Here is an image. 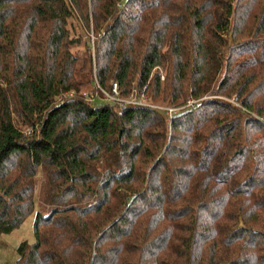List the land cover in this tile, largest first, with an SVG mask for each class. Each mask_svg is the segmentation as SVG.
Returning <instances> with one entry per match:
<instances>
[{
	"label": "trees",
	"instance_id": "16d2710c",
	"mask_svg": "<svg viewBox=\"0 0 264 264\" xmlns=\"http://www.w3.org/2000/svg\"><path fill=\"white\" fill-rule=\"evenodd\" d=\"M36 208L14 264H264V0H0V234Z\"/></svg>",
	"mask_w": 264,
	"mask_h": 264
},
{
	"label": "rangeland",
	"instance_id": "374dc122",
	"mask_svg": "<svg viewBox=\"0 0 264 264\" xmlns=\"http://www.w3.org/2000/svg\"><path fill=\"white\" fill-rule=\"evenodd\" d=\"M159 73H161L160 80H163V73L161 72L160 69H159ZM133 88L135 89V91H137V92H135L137 95L140 94L141 92H143V90H144V87L138 89L137 85H136V82H133ZM138 91H140V92H138ZM118 92H119V90H118ZM143 93L145 95V98L147 99L146 100V104H148L147 108L151 107V108H154V109L157 108L158 110H161L160 106L163 107V108H165V107L167 108L168 107V106H165V104H163V103H159V102H155V101L150 100L146 96V93L145 92H143ZM99 95L101 96L102 99H104L102 93L101 94H96L95 96L100 98ZM127 95H123V96H127ZM209 97L221 98V96L214 95L212 93L209 94ZM223 98L226 99L228 102H230L232 104H235L233 99L226 98V97H223ZM187 104L188 103H186L185 106ZM154 106H158V107H154ZM43 180H44L43 171H42V169H40L38 171V177H37V188L39 190H40V188H42ZM38 206L40 207L39 210H41V212L43 210H45V212H46V210L48 208L47 206H44L43 204H41L40 200L38 201ZM36 212H38L37 208L33 212H31L28 216H26L19 226H17L16 228H14L13 230H11L8 233L0 234V264H14V262H15V260L17 258L16 247L18 246L19 243H21V242H25L27 244L34 243V241H35L34 221H35ZM45 212H42V213H45Z\"/></svg>",
	"mask_w": 264,
	"mask_h": 264
},
{
	"label": "built area",
	"instance_id": "2783aa9c",
	"mask_svg": "<svg viewBox=\"0 0 264 264\" xmlns=\"http://www.w3.org/2000/svg\"><path fill=\"white\" fill-rule=\"evenodd\" d=\"M85 39H87V37H84ZM88 41H90L91 46L93 44V34L92 31L90 30L89 32V38ZM100 92L102 93L104 100H106V102L109 103H113L116 104L118 106H125V105H135V106H140V107H148V104H146V98L143 92H141L140 94H136L135 89L132 88L131 92L127 95V96H122L120 95V93L118 92V86L116 82H111V86L109 90H105L103 88H99ZM192 102H194L193 100H188L187 101V105H190V103L192 104ZM154 107H158V106H154ZM151 108V107H150ZM154 109V108H153ZM157 109V108H155ZM160 109L165 110L168 114H170L171 112H174L176 110V108H172V107H161Z\"/></svg>",
	"mask_w": 264,
	"mask_h": 264
}]
</instances>
